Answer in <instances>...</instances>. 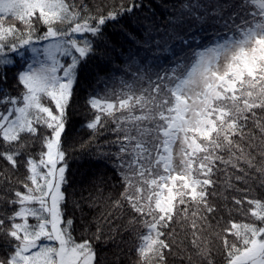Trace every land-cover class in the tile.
<instances>
[{"label":"snow or ice","instance_id":"snow-or-ice-1","mask_svg":"<svg viewBox=\"0 0 264 264\" xmlns=\"http://www.w3.org/2000/svg\"><path fill=\"white\" fill-rule=\"evenodd\" d=\"M0 165V264H264V0H0Z\"/></svg>","mask_w":264,"mask_h":264},{"label":"trees","instance_id":"trees-1","mask_svg":"<svg viewBox=\"0 0 264 264\" xmlns=\"http://www.w3.org/2000/svg\"><path fill=\"white\" fill-rule=\"evenodd\" d=\"M90 3H96V2H104L107 4L112 3H119L120 0H89ZM175 2V0H151V3L158 6V13L159 12H166L171 10V3ZM165 3L168 4V8H165ZM157 19L159 22L163 23V17H161L159 14L157 16ZM127 47V45L125 46ZM119 64V61L117 62ZM118 87V85H117ZM85 121V112L83 105H78L76 108L72 110V117L71 122L69 125V132L70 135L74 137H83L84 139L88 138V131L83 127V123ZM105 136H111L110 132H105L104 136L99 137V143L103 144L105 140ZM70 164L72 166V172L73 173H79L81 171H85L88 168L92 166V164L95 163V161L86 155H82L79 151L70 153ZM2 167V165H0ZM222 179V177H221ZM77 239L80 237V233L77 231L76 233ZM134 256V253L132 254ZM217 261H219V257H215ZM128 264H131V261H128Z\"/></svg>","mask_w":264,"mask_h":264}]
</instances>
